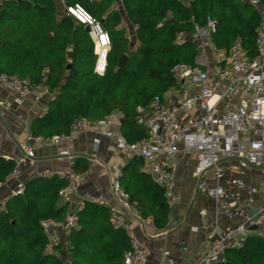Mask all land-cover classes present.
Returning a JSON list of instances; mask_svg holds the SVG:
<instances>
[{"label":"trees","instance_id":"trees-1","mask_svg":"<svg viewBox=\"0 0 264 264\" xmlns=\"http://www.w3.org/2000/svg\"><path fill=\"white\" fill-rule=\"evenodd\" d=\"M66 7L79 5L91 14L111 38L107 66L93 71L95 44L86 25L72 15H57L54 0H0V74L41 81L51 96L45 109L29 125L31 138L67 134L79 119L95 121L120 115L119 133L127 143L148 136L139 118L153 96L162 97L176 86L170 69L192 65L197 55L190 40L195 25L206 18L215 21L211 41L227 52L240 39L241 47L255 56V29L258 13L243 0H121L132 26L136 44L129 49L122 17L115 0H63ZM264 4V0H260ZM127 56L117 66L120 55ZM16 164L0 156V184ZM143 161L132 156L117 177L128 203L143 219L163 229L169 221L170 205L162 185L142 171ZM88 163L78 157L73 171L85 173ZM67 181L58 175H34L23 182L0 208V264H65L54 250L43 221L63 223L68 202L59 190ZM76 225L68 231V264H123L131 250L128 233L114 226L104 205L85 200L76 212ZM215 264H264V235L249 233L239 244L225 249Z\"/></svg>","mask_w":264,"mask_h":264},{"label":"built area","instance_id":"built-area-1","mask_svg":"<svg viewBox=\"0 0 264 264\" xmlns=\"http://www.w3.org/2000/svg\"><path fill=\"white\" fill-rule=\"evenodd\" d=\"M243 1L259 15V24L255 29V56L247 54L240 45V39L228 52L216 48L211 41L216 23L206 18L203 25L194 26L189 37L198 51L194 63L172 67L170 73L176 86L162 97L153 96L146 113L137 107V111L142 113L140 122L148 128L147 137L127 143L111 128L119 122L116 113L95 121L79 119L71 124L67 134L48 138H31L27 131L20 153L15 158V167L6 178V181L16 182L14 194L23 190V181L19 180L20 170L33 163L35 148L58 145L81 133L91 132L113 139L118 147L126 148L132 156L140 158L143 161L142 171L164 187L170 207L175 200V157L181 152L194 156L193 177L198 189L212 199L217 215L237 222L224 226L215 224L212 238L200 256L189 264H215L223 258L225 249L239 246L249 233L264 235V204L255 203L257 196L264 199V4L260 0ZM65 13L89 27V35L96 46L93 71L103 73L111 47L109 33L79 5L65 7ZM45 77L44 73L40 82L30 84L27 79L15 75L0 74V86L8 89L18 105L28 98L40 102L51 96L44 83ZM0 109H9L5 98H0ZM18 118L22 116L18 115ZM59 154L68 155V150L61 149ZM41 174L51 176L54 173L47 170ZM58 176L67 181L58 194L62 201L69 203L81 175L71 171ZM245 178L250 180L249 184H246ZM111 190L116 203L130 214L131 205L117 178L112 181ZM95 202L104 205L110 222L123 228L130 237L131 250L125 253L123 264H146L150 250L134 237L129 218L104 198L100 197ZM83 204V200L79 201L67 213L64 222L68 231L76 225V212ZM49 222L43 221L44 228ZM196 229L191 227V231ZM48 249L51 250L50 244ZM163 255L167 264H177L169 251H163Z\"/></svg>","mask_w":264,"mask_h":264},{"label":"crops","instance_id":"crops-1","mask_svg":"<svg viewBox=\"0 0 264 264\" xmlns=\"http://www.w3.org/2000/svg\"><path fill=\"white\" fill-rule=\"evenodd\" d=\"M54 2L57 15L64 13L66 7L64 1L54 0ZM115 3L117 4L116 1ZM115 3L114 7L120 12L121 27L125 28V35L129 39V49H131L136 44L133 26L125 16L121 1L117 5ZM0 98H5L9 102L8 110L0 109V156L15 159L20 153V145L24 142L25 134L29 131L30 122L45 109L47 99L34 102L28 98L18 105L4 86H0ZM18 115H21L22 118L19 119ZM119 122L111 127L117 134H120ZM65 148L68 150V155H60L59 151ZM78 157L87 160L88 169L85 173L79 174L81 180L68 203V212L73 210L81 200L95 201L101 197L109 203L115 204L129 218L134 237L149 248L150 255L146 264H167L163 255L165 250L169 251L170 256L175 259L177 264H189L200 256L204 246L212 238L215 224L224 226L237 222V220L229 221L223 215L215 213L212 199L198 189L197 182L193 177L194 156L182 152L175 157V200L170 207L169 221L166 227L157 229L149 218H141L132 207L129 208L130 214L126 213L116 203L111 183L118 177L122 166L130 160L132 155L128 149L118 147L113 139L91 132L81 133L58 145L35 148L33 163L21 168L19 180L24 182L47 170L56 175L62 172H71L73 171V162ZM245 182L249 184L250 180L245 178ZM15 183L14 180H10L0 184V208L3 207L7 198L14 194ZM255 203L256 205L264 204V199L257 196ZM191 227L197 229L191 231ZM45 231L51 247L59 245V248L54 252L60 258L63 256V261L68 264L65 250L68 230L65 227V222L50 221Z\"/></svg>","mask_w":264,"mask_h":264},{"label":"water","instance_id":"water-1","mask_svg":"<svg viewBox=\"0 0 264 264\" xmlns=\"http://www.w3.org/2000/svg\"><path fill=\"white\" fill-rule=\"evenodd\" d=\"M87 31H89V27H86ZM127 56L125 54L120 55L119 59H118V63L117 66L120 67L124 64L125 60H126ZM252 212L254 213L255 210H252ZM250 229H255V227H251Z\"/></svg>","mask_w":264,"mask_h":264},{"label":"rangeland","instance_id":"rangeland-1","mask_svg":"<svg viewBox=\"0 0 264 264\" xmlns=\"http://www.w3.org/2000/svg\"><path fill=\"white\" fill-rule=\"evenodd\" d=\"M117 2V4L119 3V0H115ZM115 3V2H114ZM116 4V3H115ZM116 4V5H117ZM130 45H132V43H130ZM62 258H64L63 256H61Z\"/></svg>","mask_w":264,"mask_h":264}]
</instances>
